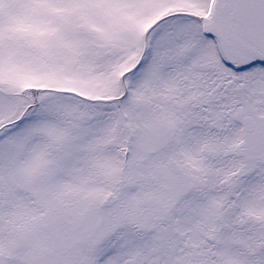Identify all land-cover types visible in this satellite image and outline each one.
I'll use <instances>...</instances> for the list:
<instances>
[{
    "label": "snow or ice",
    "instance_id": "1",
    "mask_svg": "<svg viewBox=\"0 0 264 264\" xmlns=\"http://www.w3.org/2000/svg\"><path fill=\"white\" fill-rule=\"evenodd\" d=\"M0 264H264V0H0Z\"/></svg>",
    "mask_w": 264,
    "mask_h": 264
}]
</instances>
